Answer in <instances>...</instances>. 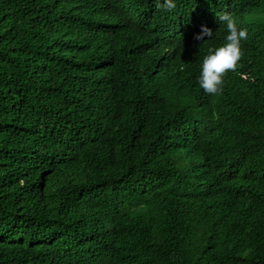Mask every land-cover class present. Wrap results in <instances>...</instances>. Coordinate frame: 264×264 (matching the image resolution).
<instances>
[{"label":"trees","instance_id":"1","mask_svg":"<svg viewBox=\"0 0 264 264\" xmlns=\"http://www.w3.org/2000/svg\"><path fill=\"white\" fill-rule=\"evenodd\" d=\"M157 3L0 0V264H264V0Z\"/></svg>","mask_w":264,"mask_h":264},{"label":"clouds","instance_id":"2","mask_svg":"<svg viewBox=\"0 0 264 264\" xmlns=\"http://www.w3.org/2000/svg\"><path fill=\"white\" fill-rule=\"evenodd\" d=\"M157 7H163L171 11L175 7V3L174 0H164L161 5L158 0ZM217 18L223 22V25H226L228 34L225 38L226 43L220 47L209 48V54L204 57L202 62L199 84L209 95L219 94L223 91L224 77L228 72L237 70L243 56L242 41L248 39L247 28H239L230 12H218ZM205 37L209 39L205 40ZM212 37L213 30L207 25H202L201 31L194 38L206 42Z\"/></svg>","mask_w":264,"mask_h":264}]
</instances>
